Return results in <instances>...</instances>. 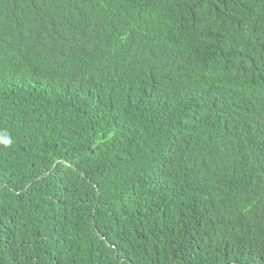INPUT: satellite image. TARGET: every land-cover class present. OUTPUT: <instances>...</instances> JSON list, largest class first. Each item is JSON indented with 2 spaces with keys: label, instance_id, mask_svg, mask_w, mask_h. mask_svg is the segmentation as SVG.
<instances>
[{
  "label": "trees",
  "instance_id": "1",
  "mask_svg": "<svg viewBox=\"0 0 264 264\" xmlns=\"http://www.w3.org/2000/svg\"><path fill=\"white\" fill-rule=\"evenodd\" d=\"M0 264H264V0H0Z\"/></svg>",
  "mask_w": 264,
  "mask_h": 264
}]
</instances>
